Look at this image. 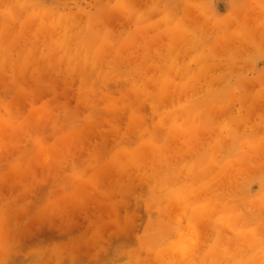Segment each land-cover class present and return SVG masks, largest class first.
I'll return each instance as SVG.
<instances>
[{"label": "rangeland", "instance_id": "374dc122", "mask_svg": "<svg viewBox=\"0 0 264 264\" xmlns=\"http://www.w3.org/2000/svg\"><path fill=\"white\" fill-rule=\"evenodd\" d=\"M0 264H264V0H0Z\"/></svg>", "mask_w": 264, "mask_h": 264}]
</instances>
